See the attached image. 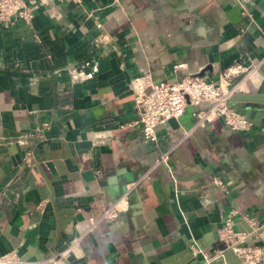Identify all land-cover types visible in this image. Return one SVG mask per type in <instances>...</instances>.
Instances as JSON below:
<instances>
[{"label":"crops","instance_id":"1","mask_svg":"<svg viewBox=\"0 0 264 264\" xmlns=\"http://www.w3.org/2000/svg\"><path fill=\"white\" fill-rule=\"evenodd\" d=\"M233 61L258 62L227 97L248 129L197 124L199 102L142 136L131 77L169 80L182 62L215 79ZM124 191L115 217L84 230ZM228 207L264 231V0H39L29 22L0 25V255L40 258L80 235L63 264H264V240L246 237L245 257L221 247Z\"/></svg>","mask_w":264,"mask_h":264},{"label":"built area","instance_id":"2","mask_svg":"<svg viewBox=\"0 0 264 264\" xmlns=\"http://www.w3.org/2000/svg\"><path fill=\"white\" fill-rule=\"evenodd\" d=\"M47 0H43L46 2ZM61 1V0H58ZM39 0H0V25L7 26L13 18L29 22L33 16L34 7ZM108 38L107 33H100L94 37V41H103ZM182 62L173 64L174 77L169 80L156 79L148 71L134 75L129 80L132 89L133 108L136 111V121L139 123L141 134L144 138H155V126L170 117H178L186 103L197 104L203 102V107L196 111V123L200 124L203 119L215 116L221 117L223 122L231 129H248L251 125L242 112L230 107L227 104L228 95L235 89L243 88V82L253 76L257 70L258 62L248 64L240 61H233L222 67L216 74L215 79L205 78L197 73L179 72ZM48 127L45 120L27 132L32 136H41L42 128ZM186 132V130H185ZM30 151H23L22 158L28 159ZM167 152H162L155 158V162L166 158ZM211 182L218 187H223V182L217 175L211 177ZM131 186V183H129ZM128 186V187H129ZM127 187V188H128ZM125 191L116 197L112 202L104 206L101 211L93 216H87V225L84 230L90 229L98 219L113 218L117 212L125 207L127 202ZM39 200L35 207H41ZM241 217L250 226L249 230H237L232 227L234 218ZM80 235H73L63 239L59 247L43 257L19 260L14 253H4L0 255V264L12 262H22L24 264H63L64 257L76 250ZM248 236L259 240H264V231L257 229L254 217L244 211H239L235 207H228L221 214V221L216 227V238L221 242V247H231L237 255L245 257L246 251L240 243ZM192 252L197 248L193 243H189ZM221 249V248H219ZM207 257L206 253L203 252ZM223 264V263H217Z\"/></svg>","mask_w":264,"mask_h":264}]
</instances>
